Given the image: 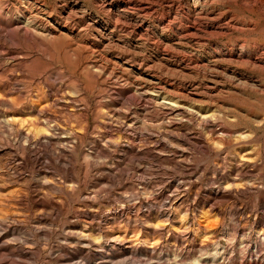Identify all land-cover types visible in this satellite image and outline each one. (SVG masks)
Segmentation results:
<instances>
[{
	"label": "rangeland",
	"instance_id": "1",
	"mask_svg": "<svg viewBox=\"0 0 264 264\" xmlns=\"http://www.w3.org/2000/svg\"><path fill=\"white\" fill-rule=\"evenodd\" d=\"M106 1L0 0V264H264V16L185 43Z\"/></svg>",
	"mask_w": 264,
	"mask_h": 264
},
{
	"label": "bare ground",
	"instance_id": "2",
	"mask_svg": "<svg viewBox=\"0 0 264 264\" xmlns=\"http://www.w3.org/2000/svg\"><path fill=\"white\" fill-rule=\"evenodd\" d=\"M218 2H224L226 4L238 3L243 7H246V9L255 8L254 10L257 9L256 12L264 16V0H212L210 3L208 0H193L194 12L196 16L194 15L195 17L192 19L185 16L182 6L177 0H107L103 4V8L107 11V13L111 14L113 18L122 23V28L126 29L130 26L139 31H144L143 21L135 22V18H137V20L138 18L144 19L146 15L151 16L158 9L164 8L168 15L161 17L157 20V23L159 25H166L167 28L179 32V37H176L178 42L205 43L208 40L206 39L207 36L219 37L220 35L228 32L231 27L230 19L229 21H225L222 18L223 14L219 11L220 8L223 9L224 5L222 4V6ZM169 13L174 14L171 17ZM177 17H181V19ZM236 56L237 58L248 60L249 64L251 63L253 66L264 68L263 49H254L249 51L243 48Z\"/></svg>",
	"mask_w": 264,
	"mask_h": 264
}]
</instances>
